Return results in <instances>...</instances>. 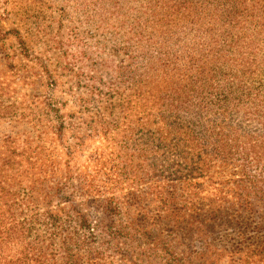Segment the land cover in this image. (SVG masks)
Segmentation results:
<instances>
[{"label": "trees", "instance_id": "trees-1", "mask_svg": "<svg viewBox=\"0 0 264 264\" xmlns=\"http://www.w3.org/2000/svg\"><path fill=\"white\" fill-rule=\"evenodd\" d=\"M174 9L130 17L104 115L0 128V264H264V0Z\"/></svg>", "mask_w": 264, "mask_h": 264}, {"label": "rangeland", "instance_id": "rangeland-1", "mask_svg": "<svg viewBox=\"0 0 264 264\" xmlns=\"http://www.w3.org/2000/svg\"><path fill=\"white\" fill-rule=\"evenodd\" d=\"M163 2L164 8L159 0H0V105L10 115L17 114L0 120V128L42 126L45 117L52 124L57 112L87 124L89 117L104 115L99 96L120 90L116 78L128 59L123 48L136 38L130 31L132 14L164 13L170 8L176 13L177 4L181 13H195L198 4V0ZM95 140L97 153L108 154L120 144L119 138ZM60 157L65 159L62 153ZM93 169L88 172L95 178L97 168Z\"/></svg>", "mask_w": 264, "mask_h": 264}]
</instances>
